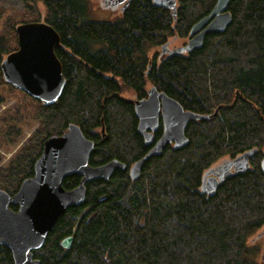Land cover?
I'll use <instances>...</instances> for the list:
<instances>
[{
  "label": "trees",
  "instance_id": "trees-1",
  "mask_svg": "<svg viewBox=\"0 0 264 264\" xmlns=\"http://www.w3.org/2000/svg\"><path fill=\"white\" fill-rule=\"evenodd\" d=\"M215 1L176 0L171 13L152 0H129L115 18L89 20V0H22L31 10L41 4L38 18L58 32L54 51L65 85L48 105L27 95L43 124L41 141L15 184L0 188L15 192L33 174L43 140L70 123L95 142L90 164L116 158L127 167L86 184L83 203L69 205L33 250L40 264H258L247 239L264 225V0H230L231 23L206 34L199 48L150 53L170 37L189 38L191 25ZM16 44L11 26L0 36V61ZM0 83L8 84L1 70ZM149 85L184 109L215 114L189 121L188 142L168 144L132 180L128 167L149 149L137 131L133 101L145 97ZM160 134L161 125L155 138ZM253 148L245 170L211 193L201 188L217 160ZM79 179L71 174L62 185L70 189ZM66 236L69 248L61 245ZM0 264H13L4 245Z\"/></svg>",
  "mask_w": 264,
  "mask_h": 264
},
{
  "label": "water",
  "instance_id": "water-1",
  "mask_svg": "<svg viewBox=\"0 0 264 264\" xmlns=\"http://www.w3.org/2000/svg\"><path fill=\"white\" fill-rule=\"evenodd\" d=\"M123 9L129 0H117ZM230 0H216L211 10L196 20L189 29L187 41L174 48L167 42L161 52H190L201 47L208 33L222 32L231 23L232 15L227 7ZM158 7L174 13L176 0H152ZM17 48L0 61L5 82L48 105L62 93L65 77L54 47L59 45L58 32L44 20L20 22L15 26ZM146 96L133 101L137 117V131L149 149L128 167L132 180L140 176L142 166L149 158L161 154L168 144L180 148L188 142L185 129L189 121L205 119L213 114H200L188 109L154 85L146 90ZM161 125V134L154 133ZM95 142L87 138L81 128L70 123L60 134L47 136L39 155L33 162V174L23 178L13 193L0 188V245L9 248L13 264H40L33 250L43 246L47 234L58 217L69 205L83 203L86 184L97 179L107 180L114 169L124 170L126 165L116 158L92 165L89 156ZM257 149H249L225 162L222 169L207 171L201 188L208 193L215 191L226 177L245 170L249 159ZM261 165L264 168V157ZM71 174L80 176L76 186L66 189L63 179ZM10 204H15L12 209ZM264 236V229L261 232ZM259 236V235H258ZM72 237L62 238L61 245L68 248ZM264 262V241L261 253ZM61 264H68L62 262Z\"/></svg>",
  "mask_w": 264,
  "mask_h": 264
},
{
  "label": "rangeland",
  "instance_id": "rangeland-1",
  "mask_svg": "<svg viewBox=\"0 0 264 264\" xmlns=\"http://www.w3.org/2000/svg\"><path fill=\"white\" fill-rule=\"evenodd\" d=\"M29 8L28 3L25 6L22 0H0V36L7 35L8 29L21 21L43 20L38 18L39 10L43 13L41 4L35 10ZM120 11V5H114L110 0H89L86 18L109 20L118 16ZM186 41V38L170 37L166 42L168 48H173ZM154 50L159 51L160 56H165L166 52H161V46L152 48L150 53ZM122 95L133 98L129 92H122ZM42 131V121L35 115L30 98L20 90L0 83V185L11 188L15 184L17 175L25 170L31 155L36 151ZM263 229L264 225L247 239V245L254 248L258 264H264L261 260Z\"/></svg>",
  "mask_w": 264,
  "mask_h": 264
},
{
  "label": "flooded vegetation",
  "instance_id": "flooded-vegetation-1",
  "mask_svg": "<svg viewBox=\"0 0 264 264\" xmlns=\"http://www.w3.org/2000/svg\"><path fill=\"white\" fill-rule=\"evenodd\" d=\"M110 1L113 2L114 5L118 4V5H120V7L122 5V3H119L117 0H110ZM225 162L226 161H224V160H220V161L216 162L215 164H213L208 170L211 171V173L217 171V169L220 170L225 165Z\"/></svg>",
  "mask_w": 264,
  "mask_h": 264
},
{
  "label": "bare ground",
  "instance_id": "bare-ground-1",
  "mask_svg": "<svg viewBox=\"0 0 264 264\" xmlns=\"http://www.w3.org/2000/svg\"><path fill=\"white\" fill-rule=\"evenodd\" d=\"M211 10V9H210ZM207 14V13H206ZM206 14H204L203 16H205ZM202 17V16H201ZM257 149V148H256ZM69 248V247H68Z\"/></svg>",
  "mask_w": 264,
  "mask_h": 264
}]
</instances>
